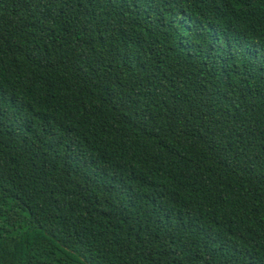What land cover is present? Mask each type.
<instances>
[{
    "label": "trees",
    "instance_id": "trees-1",
    "mask_svg": "<svg viewBox=\"0 0 264 264\" xmlns=\"http://www.w3.org/2000/svg\"><path fill=\"white\" fill-rule=\"evenodd\" d=\"M0 264H264V0H0Z\"/></svg>",
    "mask_w": 264,
    "mask_h": 264
}]
</instances>
